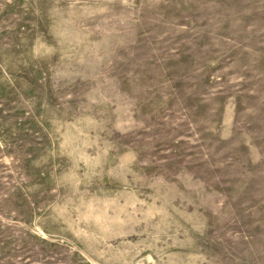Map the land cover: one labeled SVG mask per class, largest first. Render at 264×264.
Here are the masks:
<instances>
[{
  "label": "rangeland",
  "instance_id": "obj_1",
  "mask_svg": "<svg viewBox=\"0 0 264 264\" xmlns=\"http://www.w3.org/2000/svg\"><path fill=\"white\" fill-rule=\"evenodd\" d=\"M0 264H264V0H0Z\"/></svg>",
  "mask_w": 264,
  "mask_h": 264
}]
</instances>
